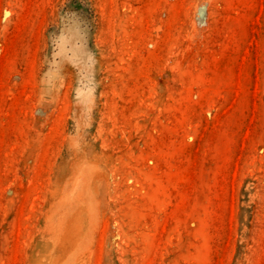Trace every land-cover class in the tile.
Wrapping results in <instances>:
<instances>
[{
  "label": "rangeland",
  "instance_id": "374dc122",
  "mask_svg": "<svg viewBox=\"0 0 264 264\" xmlns=\"http://www.w3.org/2000/svg\"><path fill=\"white\" fill-rule=\"evenodd\" d=\"M0 264H264V0H0Z\"/></svg>",
  "mask_w": 264,
  "mask_h": 264
}]
</instances>
